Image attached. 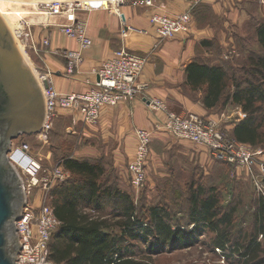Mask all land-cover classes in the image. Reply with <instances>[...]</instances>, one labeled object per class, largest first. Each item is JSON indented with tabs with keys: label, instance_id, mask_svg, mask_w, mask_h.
<instances>
[{
	"label": "rangeland",
	"instance_id": "rangeland-1",
	"mask_svg": "<svg viewBox=\"0 0 264 264\" xmlns=\"http://www.w3.org/2000/svg\"><path fill=\"white\" fill-rule=\"evenodd\" d=\"M178 1L184 3V0ZM1 2L3 0H0ZM221 4L198 6L195 12L193 11L191 32L175 39L186 37L195 40L197 46L193 60L224 66L231 74L236 73L238 81L244 85L246 82L262 80L253 75V69L247 60L252 55L260 54L256 29L264 20V9L259 0H243L228 4L227 13H217L218 15L212 13L213 5ZM145 11L147 10L140 9L138 13ZM60 22L59 19L58 23ZM31 28L38 37L43 36L47 30L58 29L47 25ZM216 39L222 41L223 45ZM202 42H208L209 45H201ZM20 47L24 53L23 46ZM231 50L234 54L230 60L224 59V55ZM25 57L34 70L36 67H42V62L34 52L28 53ZM48 59L46 57L45 60ZM200 94L198 91L188 94V97L192 101H197ZM236 108L230 104L225 107L219 106L212 110L208 117L217 119L220 127L232 136L234 125L245 119L241 117L242 110ZM170 110L181 114L176 106ZM261 120L264 132V113ZM95 126L85 124L77 115L74 117L71 113L65 112L60 119L53 122L46 140H42L37 134L21 137L15 144H28L31 158L41 162L43 169L48 172L60 163L62 166V159L65 157L103 166L109 184L131 195L141 218L147 216L151 207L164 209L170 215L167 221L191 236L193 242L185 246L172 242L161 243L152 236L148 241L141 237L135 240L124 239L128 241L123 243V248L131 251L134 260L140 264H264V230H256L255 227L259 205L264 202V194L259 193L244 170L213 160L202 147L178 140L163 130L155 131L147 160L146 184L140 190H136L132 186L128 171L133 158H129V149L134 145L133 141L126 138L116 146L112 135L103 136L101 131L94 130ZM86 130L90 134H87ZM255 148L264 154V143ZM119 151L120 154L117 155ZM70 177L69 174L68 179ZM198 188L215 190L219 200L220 217L229 214L232 208L237 209L232 225L227 230L228 238L224 248L217 244L220 234L217 235L210 227L202 224L196 226L192 223L190 199ZM43 194V185L40 183L30 193L29 204L37 207ZM51 200L52 197L49 198L50 205ZM109 220L111 223L115 222ZM224 227L222 225V229ZM114 230L113 233L117 234L118 229ZM251 244L253 247L247 252ZM125 249L123 252L127 253Z\"/></svg>",
	"mask_w": 264,
	"mask_h": 264
},
{
	"label": "built area",
	"instance_id": "built-area-1",
	"mask_svg": "<svg viewBox=\"0 0 264 264\" xmlns=\"http://www.w3.org/2000/svg\"><path fill=\"white\" fill-rule=\"evenodd\" d=\"M186 1L188 8L181 13H169L166 6L158 4L157 0H83L39 3L38 8L41 11L59 17L61 20L59 24L47 25V27H57L65 37L77 43V49L53 50L52 31L47 30L43 36L38 37L31 26L24 22L20 27L18 26L16 32H13L18 44L23 46L26 55L34 52L43 64L42 67H36L34 70L42 85L47 104L46 122L38 136L42 140H46L53 122L65 112L71 113L74 117L79 116L85 124L95 126L99 123L103 109L131 102L139 97L144 89L138 84V79L147 66L149 57L134 54L125 48L114 52L111 59L91 72L90 77L85 81V90L66 94L56 89L53 80L57 76V72L49 67L45 59L48 56L63 59L65 70L61 73L62 76L67 79H75L84 64V52L93 46V40L89 36L90 14L108 11L117 15L122 24L121 36L127 38L131 29L127 25L122 9L125 6L149 9L151 11L149 25L157 44H162L191 32L193 10L199 4H221L230 0ZM259 2L264 9V0H259ZM233 54V50L227 52L224 59L230 60ZM144 98L151 113L159 116L153 122V131L163 130L178 140L204 148L215 161L244 170L259 193L264 194L263 153L249 144L238 142L226 130L222 129L219 121L213 117L176 114L170 110L164 100ZM242 112L241 117L244 119L247 115ZM153 131L142 128L134 130L137 145L128 171L132 186L136 190H140L146 184V167ZM15 142L9 156L22 176L27 195V206L23 211L22 218L17 222L22 246L17 257V264H54L50 260V245L60 222L55 216L49 198L54 187L66 182L70 173L60 165L61 163L48 172L43 169L41 162L31 158L28 144L16 145ZM40 183L43 185L44 194L37 207L31 206L28 200L29 195Z\"/></svg>",
	"mask_w": 264,
	"mask_h": 264
},
{
	"label": "trees",
	"instance_id": "trees-1",
	"mask_svg": "<svg viewBox=\"0 0 264 264\" xmlns=\"http://www.w3.org/2000/svg\"><path fill=\"white\" fill-rule=\"evenodd\" d=\"M256 40L260 54L252 55L247 61L253 75L262 80L244 85L228 68L197 60L185 69L186 85L191 91L202 93V104L207 110L230 104L247 115L234 125L231 135L238 142L253 147L264 143L261 120L264 113V20L257 26ZM201 45L209 44L202 42ZM62 166L71 177L54 187L50 195L51 206L60 222L50 245V260L54 264H140L134 260L131 251L123 248V243L128 241L124 239L141 237L148 241L152 236L161 243L172 242L180 246L193 242L190 235L168 222L170 215L164 209L151 207L147 216L141 218L131 195L109 184L103 166L67 157L62 159ZM190 206L192 223L210 227L220 234L217 244L224 248L227 230L237 209L232 208L229 214L220 217L219 200L213 188H198L191 195ZM109 219L115 222L111 223ZM255 227L264 230L263 201L259 205ZM114 229H118L117 234L113 233ZM252 247L253 244L249 245L247 252ZM124 249L127 253L123 252Z\"/></svg>",
	"mask_w": 264,
	"mask_h": 264
},
{
	"label": "crops",
	"instance_id": "crops-1",
	"mask_svg": "<svg viewBox=\"0 0 264 264\" xmlns=\"http://www.w3.org/2000/svg\"><path fill=\"white\" fill-rule=\"evenodd\" d=\"M238 1L243 0H230L224 5H213L212 13H227L228 4L231 5ZM157 3L165 5L169 13H181L188 8L186 0L184 3L178 0H157ZM140 9L147 11L139 14L138 10ZM122 11L125 14L127 25L131 29L127 38L121 36L122 24L117 15L108 11L90 14L89 35L93 40V46L84 52L85 61L80 74L75 79H67L62 76L61 73L65 70L63 59L48 56L47 64L54 72H57V76L53 80L56 89L61 93L68 94L85 90V81L90 77L91 72L100 68L105 61L113 57L114 52L120 49L125 48L132 53L135 52L150 58L138 79V84L144 87L141 96L131 102L103 109L99 123L94 129L98 132L101 131L105 137L112 135L116 146L117 143L121 144L122 140L130 138L134 144L129 149L130 158L136 151L134 130L142 128L153 131V122L159 118L158 115L151 113L144 97L162 99L169 108L176 106L180 110L179 113L184 115L193 114L208 117L212 111L207 110L202 104V93L197 101H192L188 97V94L197 93L191 91L185 83V69L193 62L197 42L183 36L184 38L157 44L149 25V16L151 15L149 9L125 6ZM58 20L59 18L53 24L50 22L43 25H56ZM51 39L53 50L77 49V43L65 37L59 29L52 31ZM218 42L223 45L222 41L218 40ZM215 64L213 63V65ZM236 109L241 110L239 107ZM86 133L90 134L88 131ZM116 154H120V151Z\"/></svg>",
	"mask_w": 264,
	"mask_h": 264
},
{
	"label": "water",
	"instance_id": "water-1",
	"mask_svg": "<svg viewBox=\"0 0 264 264\" xmlns=\"http://www.w3.org/2000/svg\"><path fill=\"white\" fill-rule=\"evenodd\" d=\"M46 117L42 85L0 14V264H17L22 249L17 222L27 206L22 176L9 155L16 140L42 131Z\"/></svg>",
	"mask_w": 264,
	"mask_h": 264
},
{
	"label": "bare ground",
	"instance_id": "bare-ground-1",
	"mask_svg": "<svg viewBox=\"0 0 264 264\" xmlns=\"http://www.w3.org/2000/svg\"><path fill=\"white\" fill-rule=\"evenodd\" d=\"M39 3L41 2L3 0V2L0 3V14L3 16L6 23L10 26L12 32H15V29L16 31L18 30V26L20 27L22 25V21H24V23L28 24L29 26H36L39 24L43 25L48 24L50 22L52 24L55 23L56 19L59 17L51 16L39 10ZM21 48L22 47H20V50L22 51Z\"/></svg>",
	"mask_w": 264,
	"mask_h": 264
}]
</instances>
